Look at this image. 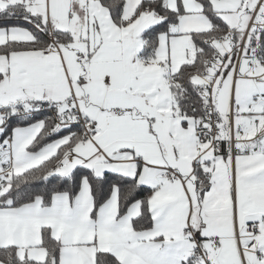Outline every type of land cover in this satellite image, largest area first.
Returning a JSON list of instances; mask_svg holds the SVG:
<instances>
[{
    "label": "snow or ice",
    "instance_id": "1",
    "mask_svg": "<svg viewBox=\"0 0 264 264\" xmlns=\"http://www.w3.org/2000/svg\"><path fill=\"white\" fill-rule=\"evenodd\" d=\"M0 264H264V0H0Z\"/></svg>",
    "mask_w": 264,
    "mask_h": 264
}]
</instances>
